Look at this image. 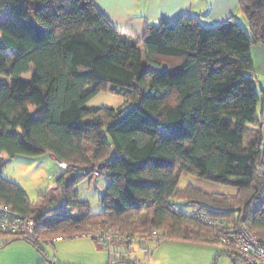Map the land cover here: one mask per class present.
Listing matches in <instances>:
<instances>
[{
	"label": "trees",
	"instance_id": "1",
	"mask_svg": "<svg viewBox=\"0 0 264 264\" xmlns=\"http://www.w3.org/2000/svg\"><path fill=\"white\" fill-rule=\"evenodd\" d=\"M240 5L249 30L234 18L205 26L187 16L129 37L94 0H0V49L16 52L0 56V157L51 153L68 164L60 196L39 201L0 169V204L34 217L37 238L0 234L41 250L44 237L98 228L211 243L219 229L179 211V195L264 238V150L258 136L245 141L249 123H260L251 46L264 43V0ZM104 90L125 103L88 104ZM96 172L110 182L94 213L78 184ZM182 172L237 194L180 189Z\"/></svg>",
	"mask_w": 264,
	"mask_h": 264
},
{
	"label": "rangeland",
	"instance_id": "2",
	"mask_svg": "<svg viewBox=\"0 0 264 264\" xmlns=\"http://www.w3.org/2000/svg\"><path fill=\"white\" fill-rule=\"evenodd\" d=\"M15 53L13 50L2 52L0 49V56L4 59H11ZM32 73L33 68L24 76L29 77ZM124 103L125 97L122 94L105 90L95 94L88 101L90 105L115 107ZM225 118L228 119L227 116ZM254 133L256 129L249 123L245 140ZM67 168L68 165L62 167L50 154H1L0 157L3 176L25 189L32 201H39L44 193L59 197L56 180ZM109 182L110 179L105 173L100 175V172H96L92 180L87 178L78 184L79 198L87 201L92 212L104 211L101 196ZM189 184L210 193L219 192L229 196L236 195L238 191L235 185L182 172L178 188L185 189ZM171 201L179 211L187 214H191L196 207L195 203L179 195L172 197ZM102 233L111 234L112 237L105 238L100 235ZM60 235L64 238L58 239ZM53 238L54 243L46 242ZM7 241L0 235V264H131L130 260H135L137 264H246L239 257L236 263L225 252L227 246L220 243L169 238L160 230L142 234L122 232L117 228L69 231L44 237L43 242H40L42 250L25 239L9 243Z\"/></svg>",
	"mask_w": 264,
	"mask_h": 264
},
{
	"label": "crops",
	"instance_id": "3",
	"mask_svg": "<svg viewBox=\"0 0 264 264\" xmlns=\"http://www.w3.org/2000/svg\"><path fill=\"white\" fill-rule=\"evenodd\" d=\"M94 2L111 23L122 34L129 37L141 36L147 26L159 25L164 21L175 22L187 16L197 17L205 26L223 23L234 18L245 28L248 26V30L250 28L240 0H94ZM251 53L256 75L255 85L261 94L257 108L260 123L253 124L256 133L245 141L258 136L264 150V43H253ZM48 154L55 158L51 153ZM0 235L4 236L8 243L14 241L10 240L9 236ZM53 240L55 241L54 238Z\"/></svg>",
	"mask_w": 264,
	"mask_h": 264
},
{
	"label": "built area",
	"instance_id": "4",
	"mask_svg": "<svg viewBox=\"0 0 264 264\" xmlns=\"http://www.w3.org/2000/svg\"><path fill=\"white\" fill-rule=\"evenodd\" d=\"M62 167L68 164L60 162ZM196 217L204 219L209 225L215 226L219 232L211 240L232 249L246 264H264V238L247 228L244 224H231L225 217L214 216L206 212H198L194 209ZM0 230L8 233H18L30 238H37L36 223L34 217H26L12 211L8 206L0 204ZM101 236L111 238V234L102 233ZM87 236V235H83ZM59 236L58 239H63ZM53 239L48 243H53ZM131 264H137L130 260ZM51 264H55L52 262Z\"/></svg>",
	"mask_w": 264,
	"mask_h": 264
}]
</instances>
